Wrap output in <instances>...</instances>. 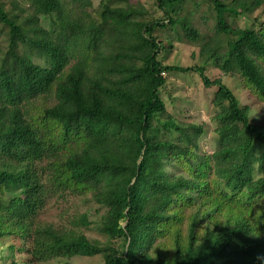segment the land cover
<instances>
[{"label":"trees","instance_id":"trees-1","mask_svg":"<svg viewBox=\"0 0 264 264\" xmlns=\"http://www.w3.org/2000/svg\"><path fill=\"white\" fill-rule=\"evenodd\" d=\"M22 1L0 2V243L12 238L0 260L264 264V122L206 74L264 103V28L236 25L264 0H155L159 17L133 0ZM176 42L204 66H165ZM191 71L217 89L211 154L205 127L179 123L161 96L169 74ZM76 197L104 210L108 244L81 232L87 214L37 222Z\"/></svg>","mask_w":264,"mask_h":264},{"label":"rangeland","instance_id":"rangeland-1","mask_svg":"<svg viewBox=\"0 0 264 264\" xmlns=\"http://www.w3.org/2000/svg\"><path fill=\"white\" fill-rule=\"evenodd\" d=\"M158 17V9L155 0H133V3L139 2ZM7 4V8H12V0H0ZM22 5L23 1L18 0ZM101 0H93L94 7L97 9ZM23 6V5H22ZM260 22V23H258ZM48 24L45 21V25ZM209 24H212L211 22ZM236 25L242 29H259L264 28V7L254 10L249 14H243L236 20ZM2 25L0 24V30ZM161 35V33H160ZM0 43L5 48L7 41L5 35L2 36ZM165 66H178L182 68H197L204 66V60L200 56V48L188 43L176 42L174 47L169 52L160 56ZM207 76L211 80H221L239 100L241 106H249L251 108V118L257 123L264 122V103L253 99L250 93L243 88L241 81L237 77L224 75L212 65L206 66ZM217 89L205 88L202 78L198 72L191 71L189 73H172L167 76V84L161 92V96L166 104L168 112L173 115L179 123L203 125L206 133L200 140V146L203 152L211 154L215 147V125L213 121L214 105L213 100ZM87 214L90 222L93 223L89 229H81L90 240L100 241L103 244H108V239L103 237L98 230V223L104 214V210L99 208L89 198H69L67 201L58 198L52 199L47 207L42 210L37 216L39 224H53L54 226H68L69 223L77 219L79 216ZM9 239L1 240V246L5 245L4 258H8V246L11 244ZM22 240L18 241V249L22 244ZM27 257L19 252L15 255L17 264L23 263ZM6 260V259H5ZM3 261L4 264H10V260ZM0 260V264H3ZM104 264V259L101 256L96 257H76L69 261H51L40 264Z\"/></svg>","mask_w":264,"mask_h":264}]
</instances>
